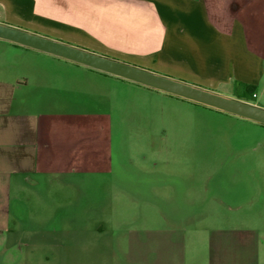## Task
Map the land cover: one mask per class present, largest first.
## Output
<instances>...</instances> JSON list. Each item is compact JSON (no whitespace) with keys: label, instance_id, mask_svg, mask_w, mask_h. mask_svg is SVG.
Returning a JSON list of instances; mask_svg holds the SVG:
<instances>
[{"label":"crops","instance_id":"obj_1","mask_svg":"<svg viewBox=\"0 0 264 264\" xmlns=\"http://www.w3.org/2000/svg\"><path fill=\"white\" fill-rule=\"evenodd\" d=\"M0 23L264 100V0H0ZM126 82L155 90L0 39V264H240L230 227L190 260L155 171L113 161Z\"/></svg>","mask_w":264,"mask_h":264},{"label":"rangeland","instance_id":"obj_2","mask_svg":"<svg viewBox=\"0 0 264 264\" xmlns=\"http://www.w3.org/2000/svg\"><path fill=\"white\" fill-rule=\"evenodd\" d=\"M122 87L112 111L113 129L122 133L113 161L155 171L143 178L159 179L162 196L171 193L167 224L184 230L188 258L212 257L202 246L212 235L197 229L225 227L232 234L214 237L234 242L240 264H264V126L162 91Z\"/></svg>","mask_w":264,"mask_h":264},{"label":"water","instance_id":"obj_3","mask_svg":"<svg viewBox=\"0 0 264 264\" xmlns=\"http://www.w3.org/2000/svg\"><path fill=\"white\" fill-rule=\"evenodd\" d=\"M0 39L152 88L264 126V108L40 34L0 23Z\"/></svg>","mask_w":264,"mask_h":264},{"label":"trees","instance_id":"obj_4","mask_svg":"<svg viewBox=\"0 0 264 264\" xmlns=\"http://www.w3.org/2000/svg\"><path fill=\"white\" fill-rule=\"evenodd\" d=\"M246 90H248V91H249V90H251V88H250V87H247V89H246Z\"/></svg>","mask_w":264,"mask_h":264}]
</instances>
